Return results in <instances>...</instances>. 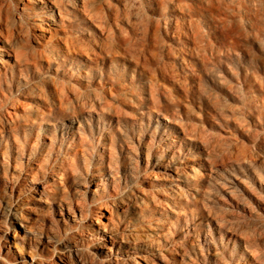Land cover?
<instances>
[{
	"label": "rangeland",
	"instance_id": "rangeland-1",
	"mask_svg": "<svg viewBox=\"0 0 264 264\" xmlns=\"http://www.w3.org/2000/svg\"><path fill=\"white\" fill-rule=\"evenodd\" d=\"M0 34V264H264V0H0Z\"/></svg>",
	"mask_w": 264,
	"mask_h": 264
},
{
	"label": "bare ground",
	"instance_id": "bare-ground-1",
	"mask_svg": "<svg viewBox=\"0 0 264 264\" xmlns=\"http://www.w3.org/2000/svg\"><path fill=\"white\" fill-rule=\"evenodd\" d=\"M52 18H50L51 20ZM53 20V19H52ZM40 23L42 24H46V25H49V20H40L39 21ZM38 22V23H39ZM37 24V23H36ZM37 40V39H36ZM38 42V41H37ZM13 57V46H9V45H6L5 41L3 40L1 34H0V74L3 73V70H5V67H6V63L9 61L8 59ZM43 98V97H42ZM17 104V102H16ZM14 116V115H13ZM17 118V117H16ZM12 119V118H11ZM10 123V122H9ZM13 123V122H12ZM176 170V169H174ZM180 172V171H179ZM16 215L15 213H13L11 215V223H14L16 222ZM20 227L24 230L25 229V226L21 224H19ZM14 227V226H12ZM24 227V228H23ZM26 230V229H25ZM24 230V233L22 234V238H25L26 240H30L32 237L27 233V231L25 232ZM15 238V237H14ZM17 238V237H16ZM77 252V251H75ZM78 253V252H77ZM75 253V254H77ZM79 254V253H78ZM82 254V253H81ZM79 256V255H78ZM79 258V257H78ZM85 260V258L83 259ZM95 260V259H94ZM113 260V259H112ZM116 264H119L116 259L113 260ZM90 262V261H89ZM80 264H85L84 262H80Z\"/></svg>",
	"mask_w": 264,
	"mask_h": 264
}]
</instances>
